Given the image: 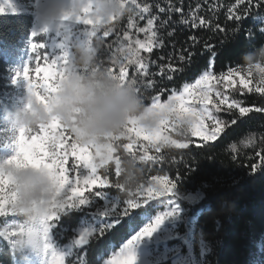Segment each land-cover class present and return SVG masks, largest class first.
I'll list each match as a JSON object with an SVG mask.
<instances>
[{"label": "trees", "instance_id": "obj_1", "mask_svg": "<svg viewBox=\"0 0 264 264\" xmlns=\"http://www.w3.org/2000/svg\"><path fill=\"white\" fill-rule=\"evenodd\" d=\"M138 2L151 5L152 14L160 15L161 19H165L167 13H158L156 5L168 8L171 3L174 6H182L189 20L193 19L192 13L196 12V23H199V18L208 17L210 22H218L227 28L229 34L232 29H236L231 34V39H225L224 32L180 24V14L173 12L170 23L175 30V49L169 43L167 47L155 50L152 58L163 56L162 63L167 64L168 54L171 53L176 58L173 63H179L178 57L182 47L190 49L196 55L192 59L191 71L183 75L177 73V79L168 82L169 89L177 86L181 88L184 83H191L209 60L215 63L216 75L226 72L230 67H240L242 70L245 58L242 53L249 42L264 44V0H251L250 3L245 0L238 5L234 10L237 14L243 16L245 10L249 12L239 21L227 19L228 8L236 3V0H138ZM197 4L200 5L199 10L196 8ZM128 13L98 27L86 26L94 34L91 48L97 50L98 63V53L103 44L101 37L112 30V34L103 45L105 49L108 43L117 40L118 35L122 37L127 28ZM145 17L144 20L136 17L139 27L146 26L147 14ZM32 22L30 9L19 13L0 14V134L3 130H8L9 124L19 112L18 90L9 76L20 63L21 50L29 40ZM132 35L133 38L137 35L140 39L145 38L143 33H136L135 30H132ZM190 36H196L199 41L194 48L191 47ZM208 46H213L211 53L206 50ZM257 54L264 55V49L259 48L248 55L247 59L251 61ZM152 71L156 72L158 69L153 66ZM256 86L251 83L253 91L244 89L241 93L240 89L243 86L235 77L230 84L224 82L221 85H214L210 99L216 100L218 88L227 97V102L222 105L224 109H227V103L233 100L240 102L244 107L264 106V97L254 90ZM167 95L166 93L162 100ZM216 115L229 121L237 118L242 123L222 133L215 141L198 139L191 134L188 125L171 120L160 127L161 139L155 141H146L136 137L135 133H130L136 141L129 150L136 156L135 164L130 163L132 156L121 149L118 153L121 160L120 175L116 174V162H110L108 165L110 184L95 186L94 189L86 191L80 203L72 202L52 221L53 243L56 246H63L74 237V230L83 218L99 212L102 202L97 195L98 192L118 200L117 209L105 218L114 223L110 226L104 224L98 232L92 234L87 243L77 249L66 264H103L104 260L129 237L131 231L143 224V216L154 213L161 198L152 197L147 191L153 177H157L166 188H171V184L167 183L171 181L174 184L172 191L175 193L202 194L194 203L180 201L185 212L180 235L190 242L189 230H192L190 242L192 246L190 249L181 241L179 264H264V164H261V157L257 155V153L264 155V113L252 111L247 116L240 117L238 109H233L231 112L222 111ZM205 122L209 129L210 121L206 118ZM165 137L168 140L185 143L188 147L178 148L166 144ZM246 137H250L252 141L248 147L241 143ZM233 144L236 147L235 151L231 147ZM155 145H160L159 152ZM141 155L158 157L161 162L141 161L139 159ZM253 164L258 165L254 170L250 168ZM127 173L134 177L131 186L127 188L134 193L138 192L136 199L142 206L130 211L126 210L128 193L117 186V181L123 184ZM97 174L103 178L104 169H98ZM49 203L54 205L58 202L50 200ZM13 218L18 223L32 222L20 213L15 214ZM2 219L0 217V221ZM177 244L180 245L178 239L163 246L149 244L147 260L150 264H171L167 256L171 248ZM24 260L25 253L15 243L14 237L0 234V264H22Z\"/></svg>", "mask_w": 264, "mask_h": 264}, {"label": "snow or ice", "instance_id": "obj_2", "mask_svg": "<svg viewBox=\"0 0 264 264\" xmlns=\"http://www.w3.org/2000/svg\"><path fill=\"white\" fill-rule=\"evenodd\" d=\"M244 2L245 0H236V3L228 8V20L239 21L249 14L247 10H245L243 16L234 11L238 5ZM250 2L251 0H248V3ZM128 5H130L132 11L128 13V24L122 37L118 35L117 40L108 43L106 49L103 45L112 34V30H109L101 37L103 44L98 53L99 64L123 80L131 79L135 81L138 94L143 101L144 114L140 117L129 119L119 133L114 134L102 144L79 142L72 132L56 119L36 128L21 127L10 130V134L5 136L3 143L0 144V149H6L11 153L9 156L0 159V217L17 214L14 211L17 193L14 190L13 170L26 167H42L51 172L53 176L58 177L57 187L59 188V193L56 196V201L62 206L68 204L73 198H80L85 191L88 192L94 189L93 186L110 184L108 180V165L109 161L114 158L116 161V174L120 175L121 160L118 153L121 149L132 156L130 163L135 164L136 156L130 153L129 150L136 141L133 140L130 133H135L136 137L143 136L144 140L155 141L161 139L160 126L165 125L167 121L171 120L188 125L193 136L202 137L204 141H215L222 133H226L233 126L242 123L237 118H232L230 121L220 119L216 115L217 113L222 111L231 112L233 109H238L240 117L247 116L252 111L264 113V106L244 107L240 102L235 100L227 103V109L222 108V105L227 102V97L218 88H216V100L212 101L210 99L214 85H221L224 82L230 84L237 76H239L240 84L243 86L240 89L241 93L244 89H247L249 92L253 91L250 87L252 81L245 78L246 73L241 71L240 67H230L226 72L216 75L214 73L215 63L209 60L194 83H184L182 88L177 86L169 89L168 82L176 80L177 73L183 75L191 71L192 59L196 53L182 47L178 57L179 63H173V60L176 58L171 53L168 54L167 64L162 63L164 61L163 56L157 59L152 58L155 55V50L163 49L169 43L175 49V30L170 23L173 18V12L180 14V24H190L193 28H207L209 31L224 32L225 39H231V34L236 29H232L229 34L227 28L222 27L218 22H210L208 17L199 18V23H196V12L192 13L193 19L189 20L185 16L182 6H174L171 3L168 8L156 5L158 13H167L165 19H161L160 15H153L152 6L148 3L141 4L138 0H128ZM196 8L199 10L200 5L197 4ZM82 11L85 15H76V21L91 25L93 20L87 15L90 10L85 8ZM145 14H147L146 26L139 27L136 17L138 16L140 20H144L146 18ZM64 19H71V15L66 14ZM132 30H135L136 33H143L145 38L140 39L138 35L136 38H133ZM40 35L37 32L31 33L29 60L25 63L23 69L16 73L12 83L15 84L17 80H22L26 93L38 103L45 104L56 90L57 84L63 78L65 71L61 68V57L52 51L54 45L46 44L43 41L36 42V38ZM189 40L192 41L191 47L193 48L199 43L196 36H190ZM260 46L261 44L249 42L242 56H250ZM50 48L51 51H49ZM206 50L211 53L213 46H208ZM145 53L147 55H144ZM101 57H104V59H101ZM34 61H42L45 64L44 67H41L37 63L34 68L35 73H43L41 77L45 82L43 84V92L37 90L31 79L30 66ZM153 66L158 71L153 72ZM259 67H264V65H260ZM48 81L52 82L48 83ZM254 90L264 97V82H258ZM166 93L168 94L167 100L163 101L162 97ZM185 97L195 99L198 102V107L194 109L186 106ZM205 118L210 121L207 134L204 132ZM149 120L151 122H147ZM164 143L175 145L178 148L188 147L185 143L168 140L166 137L164 138ZM241 143L245 147H248L252 141L250 137H246L241 140ZM155 147L157 152H159L160 145H155ZM231 147L233 151L236 150L234 144ZM89 149L94 151L90 152ZM257 155L261 157V164H264V155H261V153H257ZM69 157L72 158L70 167L66 168L65 165L69 164ZM139 159L154 163L161 162L158 157H147L146 155H141ZM257 166L253 164L250 165V168L254 170ZM98 169H104L103 178L97 175ZM69 173H75V176L70 178ZM156 179L157 177H153V180ZM167 183L171 184V188H167L166 191L171 192L174 184L171 181H167ZM117 186L128 193L129 199L126 203V210L130 211L142 207L136 199L138 192H132L131 189L119 181H117ZM147 191L149 195L153 194V188L149 187ZM171 214L166 213L165 215ZM163 219L164 216L158 217L154 224L143 228L128 240L125 248L121 250L123 252L127 249L126 259L120 262L110 260L109 264H134V257L130 254V246L141 237L150 235L156 225L160 224ZM17 234L18 230L15 227L8 233L12 237H15ZM52 264H62L61 258L55 256Z\"/></svg>", "mask_w": 264, "mask_h": 264}, {"label": "rangeland", "instance_id": "obj_3", "mask_svg": "<svg viewBox=\"0 0 264 264\" xmlns=\"http://www.w3.org/2000/svg\"><path fill=\"white\" fill-rule=\"evenodd\" d=\"M85 8L90 10L87 15H89L93 20L91 25L78 23L75 19L76 15H85V13L82 11V9ZM0 9H2L0 14L19 13L30 9L33 16L31 33L37 32L41 34L36 38V42L43 41L46 44L49 43L54 45L52 51L61 57V68L64 71L74 59L78 48H84L86 46L91 47L94 34L89 28H86V26L98 27L106 23L104 22V19L98 14L96 0H0ZM66 14H70L71 19L65 20L64 17ZM30 37L26 46H24L21 50L20 63L13 74L9 76V79L13 80L16 73L21 71L25 63L29 60ZM49 51H51V48ZM37 63H39V66L41 67L45 66L42 61H34L30 66V75L37 90L43 92V84L45 83L41 79L43 73L37 74L34 71ZM259 66V64H254L248 69L243 68L241 70L246 73L245 78L250 79L252 81L251 83L254 85H257L258 82H264V80L257 79L256 76L257 72H264V67ZM53 70L55 71V69ZM237 79L240 82L239 76H237ZM194 81L195 80H193L191 83H194ZM51 82L52 81H48V83ZM15 86L18 90L17 94L19 96V108H17L19 112L16 114L14 121L9 124L8 130H3L0 134V144L3 143L5 136L10 134V130L19 129L21 127H38L25 126L23 124V120L31 112L33 104L38 102L26 93L24 82L22 80H17ZM166 100L167 97L163 99V101ZM185 104L186 106H190L194 109L198 107V102L192 97H185ZM205 120L206 118L204 119V132L207 134L208 127L206 126ZM194 137L203 140L202 137ZM139 138L143 139V136ZM89 151L93 152L94 150L89 149ZM10 154L11 153L8 150L0 149V159H3ZM71 159L72 158L69 157V164L65 165L66 168L70 167ZM110 162H116L115 158L109 161V163ZM49 174L52 175L51 172H49ZM69 175L70 178H72L75 176V173H69ZM57 180L58 177H56V191L50 197L49 201L56 200V196L59 193ZM149 187L153 188V194L150 196L161 198L155 207L154 213L144 215L143 224L140 227L133 229L129 237L119 246L117 250H114L110 254L109 258L104 260L103 264H109L110 260H116L120 262L126 259L127 249H125L123 252L121 250L125 248L128 240H130L132 236L139 233L143 228L154 224L156 219L161 216H164V219L160 224L156 225L154 231H152L150 235L141 237L132 246H130V254L134 257V264H150L147 260L149 244L163 246L169 241H177L178 239L180 245H174L169 251L170 254L167 256L171 264L181 263L180 253L182 250V243H186L188 248L191 249L192 245L190 242L192 238V230H189L190 242L188 239L181 238L180 235V228L183 227L182 223L185 213L180 201L185 200L187 202L194 203L201 198L200 192L189 193L185 195L175 193L174 191L168 192L166 191L167 188L165 185L157 179L152 180L148 184L147 188ZM97 195L100 197L102 202L99 212L96 214L92 213L91 215L83 218L78 227L74 230V237L63 246H56L53 243V238L51 235V229L53 227L52 221L57 218L59 212L65 211L66 206L70 205L72 202L78 201L80 203L82 196L80 198H73L68 204L62 206L59 203L50 205L48 201L47 210L39 217L37 221L18 223L14 220V215L4 216L0 221V234L12 237L8 235L9 231H11L14 227L17 228L18 234L14 237V239L15 243L19 245L20 250L25 253V260L22 264H52L53 258L55 256L61 258L62 264H66L67 260H69L72 254L87 243V240L92 234L98 232L104 224L110 226L114 223L113 221H108L105 218H107L117 209L118 200L115 197L105 193L100 194V192H98ZM40 203L45 202L42 200ZM14 211L19 213L15 208ZM166 213L172 214L165 215ZM45 229H47V231H45ZM203 250L204 249L202 247L201 252H203Z\"/></svg>", "mask_w": 264, "mask_h": 264}, {"label": "clouds", "instance_id": "obj_4", "mask_svg": "<svg viewBox=\"0 0 264 264\" xmlns=\"http://www.w3.org/2000/svg\"><path fill=\"white\" fill-rule=\"evenodd\" d=\"M127 5L128 0H96L98 14L106 23L132 11ZM260 48L264 49V44ZM96 55L94 48H78L51 97L45 104H33L23 124L41 126L56 119L79 142L102 144L119 133L129 119L142 116L145 109L135 81L113 75L97 62ZM247 56L244 69L254 64L264 65V55H254L251 61ZM256 76L264 80V72H257ZM13 176L17 193L15 209L26 219L37 221L56 191V177L42 167L16 169ZM133 180L131 173H127L123 184L130 187ZM42 200L45 203H40Z\"/></svg>", "mask_w": 264, "mask_h": 264}, {"label": "water", "instance_id": "obj_5", "mask_svg": "<svg viewBox=\"0 0 264 264\" xmlns=\"http://www.w3.org/2000/svg\"><path fill=\"white\" fill-rule=\"evenodd\" d=\"M201 197H202V194L200 193Z\"/></svg>", "mask_w": 264, "mask_h": 264}]
</instances>
